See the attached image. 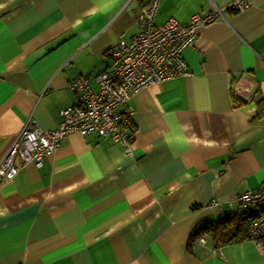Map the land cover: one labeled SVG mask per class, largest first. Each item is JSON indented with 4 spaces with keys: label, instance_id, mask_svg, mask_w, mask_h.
<instances>
[{
    "label": "crops",
    "instance_id": "1",
    "mask_svg": "<svg viewBox=\"0 0 264 264\" xmlns=\"http://www.w3.org/2000/svg\"><path fill=\"white\" fill-rule=\"evenodd\" d=\"M210 1L224 19L183 50L188 74L127 102L130 151L73 132L0 185V264H264L248 238L217 253L190 241L243 213L236 197L264 183V0L238 12L230 0H160L155 23H186ZM138 3L0 0V157L25 123H60L78 100L72 79L111 70L110 50L139 30Z\"/></svg>",
    "mask_w": 264,
    "mask_h": 264
},
{
    "label": "built area",
    "instance_id": "2",
    "mask_svg": "<svg viewBox=\"0 0 264 264\" xmlns=\"http://www.w3.org/2000/svg\"><path fill=\"white\" fill-rule=\"evenodd\" d=\"M132 1V0H129ZM137 24L139 30L127 39H118L110 50L111 70L93 75L77 76L68 86L78 100L61 111V121L51 129H43L33 122L25 123L0 157V185L8 183L27 164L39 167L45 156L53 153L66 135L79 132L109 136L126 152L131 150L132 133L125 126L131 109L126 105L131 96L149 85L188 74L182 52L197 39V30L213 21L224 19L222 10L212 5L207 13H195L186 23L170 17L155 23L160 0H138ZM256 0H230L226 9L243 11ZM93 78L96 90L89 85ZM235 202L245 211L255 208L257 216L247 228L248 239L264 252V183L256 189L239 194ZM210 207H218L215 200ZM200 245L211 244L209 234L195 239Z\"/></svg>",
    "mask_w": 264,
    "mask_h": 264
},
{
    "label": "trees",
    "instance_id": "3",
    "mask_svg": "<svg viewBox=\"0 0 264 264\" xmlns=\"http://www.w3.org/2000/svg\"><path fill=\"white\" fill-rule=\"evenodd\" d=\"M238 102H242L241 99L234 97ZM257 106V114L264 113V98L255 101ZM127 127V124H125ZM257 213L248 212L245 210L240 215H232L225 217L218 221H211L203 224L190 238V241H194L202 234H208L211 241L216 245L226 244L231 242H240L248 238L247 228L250 223L255 219Z\"/></svg>",
    "mask_w": 264,
    "mask_h": 264
}]
</instances>
